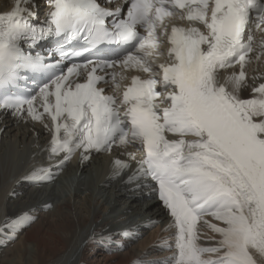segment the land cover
Here are the masks:
<instances>
[{"label":"snow or ice","instance_id":"obj_1","mask_svg":"<svg viewBox=\"0 0 264 264\" xmlns=\"http://www.w3.org/2000/svg\"><path fill=\"white\" fill-rule=\"evenodd\" d=\"M112 3L46 0L41 19L35 0H15L0 13V110L50 136L51 163L24 179L54 180L77 152L124 149L112 175L135 162L128 181L158 186L171 264H264V35L253 34L264 33V0ZM204 227L219 237L211 245Z\"/></svg>","mask_w":264,"mask_h":264},{"label":"bare ground","instance_id":"obj_2","mask_svg":"<svg viewBox=\"0 0 264 264\" xmlns=\"http://www.w3.org/2000/svg\"><path fill=\"white\" fill-rule=\"evenodd\" d=\"M0 0V13L9 7ZM247 95V94H246ZM6 130L0 138V240H13L6 222L28 213L34 221L16 232L17 242L7 251L11 259L5 264H40L53 258L54 264H133L155 237V231L144 232L139 239L125 241L113 235L110 239H93L127 228L134 232L152 221L165 217L158 202L135 193L120 183L103 185L105 159L83 166L73 163L50 182L29 183L24 177L43 162L27 161L40 149L35 139H43L44 130L37 126L39 137L31 135L27 126L5 120ZM47 166V165H45ZM201 243L211 245L216 233L203 228ZM107 244H110L108 246ZM151 253V257H156Z\"/></svg>","mask_w":264,"mask_h":264},{"label":"rangeland","instance_id":"obj_3","mask_svg":"<svg viewBox=\"0 0 264 264\" xmlns=\"http://www.w3.org/2000/svg\"><path fill=\"white\" fill-rule=\"evenodd\" d=\"M10 231L11 230H9V233ZM0 232H1V229H0ZM10 237L14 241L13 244H10V239H6V241L0 240V264H5L4 260L11 259L13 257L12 254L11 253L9 254V252L7 253V251H9L10 247L17 242L18 236L15 234L13 235L11 234ZM40 264H54V260L53 258H44L40 262Z\"/></svg>","mask_w":264,"mask_h":264}]
</instances>
